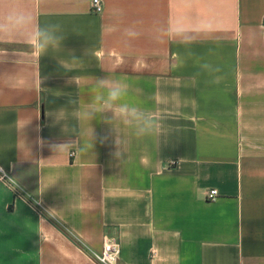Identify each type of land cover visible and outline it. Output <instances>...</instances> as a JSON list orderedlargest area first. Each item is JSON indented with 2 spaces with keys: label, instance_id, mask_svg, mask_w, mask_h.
Segmentation results:
<instances>
[{
  "label": "crops",
  "instance_id": "0c3cea01",
  "mask_svg": "<svg viewBox=\"0 0 264 264\" xmlns=\"http://www.w3.org/2000/svg\"><path fill=\"white\" fill-rule=\"evenodd\" d=\"M92 1L23 0L62 24L58 53L0 44V166L19 189L0 179V264H95L110 237L118 264H264V0H101L100 14ZM178 19L190 47L157 43ZM105 76L155 110L158 134L77 115ZM113 127L129 136L121 161ZM63 141L71 150L53 153Z\"/></svg>",
  "mask_w": 264,
  "mask_h": 264
},
{
  "label": "clouds",
  "instance_id": "9594fccd",
  "mask_svg": "<svg viewBox=\"0 0 264 264\" xmlns=\"http://www.w3.org/2000/svg\"><path fill=\"white\" fill-rule=\"evenodd\" d=\"M117 30V29H113ZM126 39L138 37L140 32L135 28H129L124 33ZM191 31L186 28L182 20H176L167 25H159L156 30L157 43L167 41L170 38L180 42L185 47H190L193 43ZM65 39L63 26L59 22L40 23L34 18L32 12L25 7L23 0H0V44H22L35 54L39 59L42 55L52 52H60ZM21 51L18 53L20 56ZM7 55V50L0 48V60ZM179 55V53H177ZM82 63L81 59L72 56L70 59L61 60V64L68 70L70 65ZM208 61L202 60L200 69L202 74H207L208 69L205 65ZM171 57L169 58V66ZM215 70L220 68L212 66ZM217 72V73H218ZM214 78L211 76L210 79ZM95 92L92 102L83 108L78 116H82L91 122L98 117L103 119L106 124L123 126L130 130L135 137H145L158 134L161 130L160 118L155 116V110L143 107L136 103H130L125 100L128 95V86L119 79L110 77H97L95 80ZM169 102V98L161 95L158 104L164 105ZM60 123V122H57ZM66 131V126L62 124V132ZM75 132V128L72 129ZM88 135L91 143L88 145L92 150L97 137L94 134V128L90 126ZM109 137H100L101 143L106 142ZM111 139L115 146L113 156L118 161L123 159L129 136H121L116 128L111 129ZM73 147L71 141H63L52 145L53 153H68Z\"/></svg>",
  "mask_w": 264,
  "mask_h": 264
},
{
  "label": "built area",
  "instance_id": "2783aa9c",
  "mask_svg": "<svg viewBox=\"0 0 264 264\" xmlns=\"http://www.w3.org/2000/svg\"><path fill=\"white\" fill-rule=\"evenodd\" d=\"M92 12L95 14H100L104 10V5L101 0H93L91 5ZM73 154L70 155L72 157ZM0 179L4 182H6L8 185L14 187V190L16 191L17 195H19L18 187L15 183V181L12 179L10 174L5 171L0 166ZM218 191L217 190H210L207 192L206 200L207 201H215L218 198ZM36 205L38 208L45 210L42 204L39 202H36ZM121 257V247L117 240L114 238H106L102 247L101 252L94 253L90 255V259L95 264H118Z\"/></svg>",
  "mask_w": 264,
  "mask_h": 264
}]
</instances>
